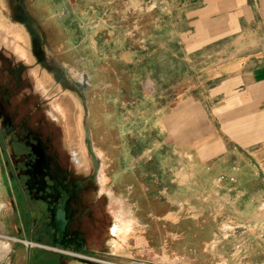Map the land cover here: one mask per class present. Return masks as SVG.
Listing matches in <instances>:
<instances>
[{
  "label": "rangeland",
  "instance_id": "374dc122",
  "mask_svg": "<svg viewBox=\"0 0 264 264\" xmlns=\"http://www.w3.org/2000/svg\"><path fill=\"white\" fill-rule=\"evenodd\" d=\"M19 1L0 0V89L15 93L23 114L31 98L57 120L87 172L94 166L83 142L86 152L91 145L98 168L90 194L103 197L97 205L116 232L101 237L105 228L87 220L103 257L18 234L23 210L0 140V245L8 249L0 247V264H58L51 251L77 258L67 264H264V169L237 147L202 163L164 127L182 97L210 87L197 62L210 66L217 56L185 53V1L25 0L42 42ZM216 104L204 103L207 120Z\"/></svg>",
  "mask_w": 264,
  "mask_h": 264
},
{
  "label": "crops",
  "instance_id": "0c3cea01",
  "mask_svg": "<svg viewBox=\"0 0 264 264\" xmlns=\"http://www.w3.org/2000/svg\"><path fill=\"white\" fill-rule=\"evenodd\" d=\"M187 55H212L200 66L197 97L186 94L164 118L177 146L204 163L237 147L264 169V0H184ZM202 65V64H201ZM203 69V71H200ZM195 89V88H194ZM217 102L207 120L204 103ZM2 253L5 245L1 244Z\"/></svg>",
  "mask_w": 264,
  "mask_h": 264
},
{
  "label": "flooded vegetation",
  "instance_id": "af4514ba",
  "mask_svg": "<svg viewBox=\"0 0 264 264\" xmlns=\"http://www.w3.org/2000/svg\"><path fill=\"white\" fill-rule=\"evenodd\" d=\"M18 4L35 32V40L44 41L46 35L37 28L25 0ZM55 77L59 86L67 85L59 72ZM12 83L17 88L18 79ZM6 94L4 86L0 89V140L11 161L10 192L14 194L16 208L23 210V219L18 217L15 222L16 232L41 245L103 257V241L95 239V235L90 237L87 220L92 218L102 230L105 228L101 235L104 238L113 236L112 223L107 224L103 208L97 205L103 197L90 194L96 171L91 152H86L83 142L84 153L94 166L93 172H87V159L66 147L64 130L57 120L48 118L31 98L23 99L31 107L23 114L22 104L19 107L13 98L15 93L11 99ZM77 96L86 100L82 94ZM91 231L96 233L95 228ZM51 252L59 256L58 264L76 262L75 256Z\"/></svg>",
  "mask_w": 264,
  "mask_h": 264
},
{
  "label": "water",
  "instance_id": "95a60500",
  "mask_svg": "<svg viewBox=\"0 0 264 264\" xmlns=\"http://www.w3.org/2000/svg\"><path fill=\"white\" fill-rule=\"evenodd\" d=\"M88 149H89V151L91 152V154H92V157H93V160H94V165H95V169L97 170V168H98V164H97V158H96V155H95V153L91 150V145L89 144L88 145Z\"/></svg>",
  "mask_w": 264,
  "mask_h": 264
},
{
  "label": "bare ground",
  "instance_id": "6f19581e",
  "mask_svg": "<svg viewBox=\"0 0 264 264\" xmlns=\"http://www.w3.org/2000/svg\"><path fill=\"white\" fill-rule=\"evenodd\" d=\"M21 49H22V48H21ZM21 51H22V50H21ZM21 51H20V52H21ZM36 147H37V146H36ZM74 156H75V155H74ZM40 159H41V158H40ZM75 160H78V159H75ZM75 160H74V161H75ZM40 163H41V162H40ZM38 172H39V171H38ZM112 232L115 233V232H116V228H113V229H112ZM114 235H115V234H114ZM132 264H133V263H132Z\"/></svg>",
  "mask_w": 264,
  "mask_h": 264
}]
</instances>
